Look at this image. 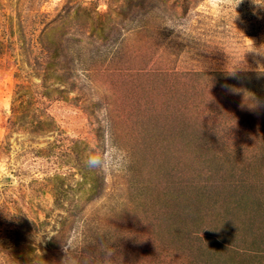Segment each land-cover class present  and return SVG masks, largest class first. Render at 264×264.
Here are the masks:
<instances>
[{
	"label": "rangeland",
	"instance_id": "obj_1",
	"mask_svg": "<svg viewBox=\"0 0 264 264\" xmlns=\"http://www.w3.org/2000/svg\"><path fill=\"white\" fill-rule=\"evenodd\" d=\"M262 182L264 0H0V264H264Z\"/></svg>",
	"mask_w": 264,
	"mask_h": 264
},
{
	"label": "clouds",
	"instance_id": "obj_2",
	"mask_svg": "<svg viewBox=\"0 0 264 264\" xmlns=\"http://www.w3.org/2000/svg\"><path fill=\"white\" fill-rule=\"evenodd\" d=\"M257 103V101H256ZM130 164L129 153L120 145L112 142L110 139L106 141L105 146L98 152L90 154L86 160V165L90 169H97L107 175H120L128 170ZM112 209H105V214L108 217L113 216ZM100 236L101 242L96 244L95 250H86L85 245L77 236H72L71 239L65 240L63 245L64 256L60 264H107L109 261H114L115 249L111 246L115 240H107L105 234L97 233ZM55 234L47 235L51 239ZM41 236L35 240L40 242Z\"/></svg>",
	"mask_w": 264,
	"mask_h": 264
},
{
	"label": "trees",
	"instance_id": "obj_3",
	"mask_svg": "<svg viewBox=\"0 0 264 264\" xmlns=\"http://www.w3.org/2000/svg\"><path fill=\"white\" fill-rule=\"evenodd\" d=\"M264 183L262 182V185H263ZM264 186V185H263ZM248 204L247 203H243V206H247ZM253 205V204H252Z\"/></svg>",
	"mask_w": 264,
	"mask_h": 264
}]
</instances>
